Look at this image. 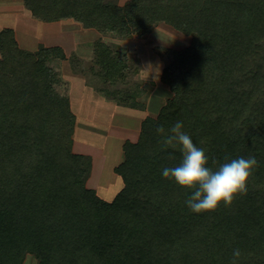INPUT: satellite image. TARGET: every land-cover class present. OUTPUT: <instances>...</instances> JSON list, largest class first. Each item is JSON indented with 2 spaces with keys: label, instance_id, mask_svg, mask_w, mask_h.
Segmentation results:
<instances>
[{
  "label": "trees",
  "instance_id": "trees-1",
  "mask_svg": "<svg viewBox=\"0 0 264 264\" xmlns=\"http://www.w3.org/2000/svg\"><path fill=\"white\" fill-rule=\"evenodd\" d=\"M25 5L43 22L73 19L118 39L143 38L164 23L191 41L167 50L161 81L173 96L145 118L137 142L124 143L115 167L124 187L106 201L87 186L93 159L73 151L77 118L50 65L67 60L64 49L25 50L13 29L0 31V264H24L29 254L39 264H232L235 249L237 264H264V0ZM94 60L91 75L102 83L125 79L126 57L109 42L94 44ZM177 121L210 167L256 158L246 195L210 212L187 207L190 190L162 176L181 153L155 131Z\"/></svg>",
  "mask_w": 264,
  "mask_h": 264
},
{
  "label": "rangeland",
  "instance_id": "rangeland-1",
  "mask_svg": "<svg viewBox=\"0 0 264 264\" xmlns=\"http://www.w3.org/2000/svg\"><path fill=\"white\" fill-rule=\"evenodd\" d=\"M82 30L84 31L66 27L62 32L54 35V39L64 41L61 42L65 46L64 49L73 54L65 61L53 59L50 65L62 76V84L58 86L59 91L66 96L74 92L71 98L74 99L76 114L78 117L81 116L79 130L75 135L78 148L75 150L73 147V151L80 153V146L86 148V153L90 149L93 152V154L89 152L91 155L84 154L94 159L87 186L96 190L98 196L104 200L111 201L124 187L122 178L115 172V167L125 160L124 143L128 139L137 142L139 138L137 134L139 136L141 131L139 124L141 118L145 117L144 113L157 117L167 100L173 96L170 89L161 81L162 72L169 64L167 50L183 49L190 44L191 38L167 24H159L155 29V35L126 39L128 42L125 44L117 41V45L106 41L113 46L114 50L124 53L128 65L125 79L112 85L102 83L91 75L90 69L95 67L94 40L79 42L82 44L77 46V49L71 50L74 41L81 40L83 37L93 39L100 34L96 30L83 28ZM109 37L108 39H114ZM139 42L147 46L148 54L145 55L147 58L145 64L140 58L141 43ZM72 64L76 66L75 69ZM148 65L158 69V74L155 70L151 73L145 71ZM72 72L83 78L72 80ZM133 100H137L144 108L132 111L127 109L128 105L122 104L126 102L131 104ZM103 104L107 105L106 109L102 107ZM147 109L148 111H141ZM94 114L98 117L95 121L85 117V115ZM135 129L138 133H135ZM24 264H39V261L34 255L29 254Z\"/></svg>",
  "mask_w": 264,
  "mask_h": 264
},
{
  "label": "clouds",
  "instance_id": "clouds-1",
  "mask_svg": "<svg viewBox=\"0 0 264 264\" xmlns=\"http://www.w3.org/2000/svg\"><path fill=\"white\" fill-rule=\"evenodd\" d=\"M144 70L150 73L155 70L158 74V69H153L151 65ZM155 131L161 137L162 145L166 148H178L181 153L180 162L173 167H164L162 176L190 190L185 203L193 213L214 211L221 204L231 206L238 195L247 194L248 181L258 166L254 156L231 160L226 158L223 163L212 160L215 167H210L205 149L193 142L191 136L184 131L181 121L167 129L159 125ZM240 256V250L235 249L232 264H237Z\"/></svg>",
  "mask_w": 264,
  "mask_h": 264
},
{
  "label": "crops",
  "instance_id": "crops-1",
  "mask_svg": "<svg viewBox=\"0 0 264 264\" xmlns=\"http://www.w3.org/2000/svg\"><path fill=\"white\" fill-rule=\"evenodd\" d=\"M127 1L128 0H119V4L124 5ZM161 24H164V23H161ZM66 27H70L73 30H76V29L79 30L80 29V31H84V30H82V28L87 29L81 23H79L77 21L75 22V20H73V19H64V20H61L58 22H43L39 19H36L33 16L32 12L26 7L25 0H0V31H2L3 29H6V28L13 29L15 31V35H16V39L18 41V44L22 49L29 50V51H37L39 49V47L42 45L45 47L59 46V47H62L64 49L65 46L63 43H61L64 41H57L56 39H54L55 38L54 35L62 32L63 28H66ZM91 30H96V29H91ZM157 31H158V29H157ZM97 32H99V31H97ZM155 32H156V30H154L153 33H151L149 35H152ZM100 34H98L99 37L95 36V37H93V39L90 37L87 38V37L82 36L83 38L81 40L74 41L73 45H71L72 46L71 50L73 51V50L77 49L78 48L77 46L82 44L79 42H82V41L85 43L86 41L94 40V42L96 43L97 41L102 39L104 41H111L115 45H117L116 44L117 41H120L124 44L128 42L126 39L120 40V39H115V38L113 39L110 37H109L110 39H108V36H105L103 34H101L102 36H100ZM141 41H144V40H141ZM139 43H141L140 58L142 59V63L145 64L146 59H147L145 56L147 53V50H146L147 46L145 45V43L144 44L142 42H139ZM124 44H121V45L124 46ZM143 49H145V50H143ZM64 51H65L68 59L70 58L71 54H73V52L70 53V51H66L65 49H64ZM77 78H83V77H81V75L74 74V72H72L71 79L74 80ZM167 88L169 89L168 86H167ZM73 94H74V92H70L68 97L71 101L72 110H73V112L77 118L75 133L73 136V139H74L73 147L76 150L78 148V145L76 144V141H75V135H76L77 131L79 130V126H80L79 124H80V117L81 116L78 117V115L76 114V110L74 107V105H75L74 99L71 98V96ZM95 95H97V94H95ZM102 107L104 109H106L107 105L103 104ZM123 108H127V107H123ZM127 109H130L132 111L137 110V109H131V108H127ZM141 111H148V109L147 110H141ZM144 114H145V117L141 118V122L139 124V126H140L139 129H141L142 122L145 120V118H147L149 116L150 113L149 114L144 113ZM85 117L90 118L91 120H94V121L98 118L96 114L85 115ZM139 120L140 119H138V121ZM138 121H137V123H138ZM135 133H138V130H136ZM137 137H139L138 134H137ZM79 148H81L80 149L81 152L78 154H83V155L84 154H90L91 155V153L93 154L91 149H90V151L88 150L91 153H89V152L86 153L87 151L85 150L86 149L85 147L79 146Z\"/></svg>",
  "mask_w": 264,
  "mask_h": 264
}]
</instances>
